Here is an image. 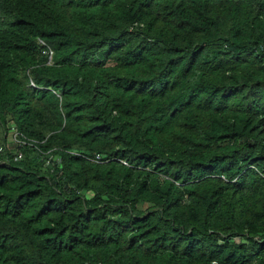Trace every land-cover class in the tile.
Instances as JSON below:
<instances>
[{
  "label": "trees",
  "instance_id": "obj_1",
  "mask_svg": "<svg viewBox=\"0 0 264 264\" xmlns=\"http://www.w3.org/2000/svg\"><path fill=\"white\" fill-rule=\"evenodd\" d=\"M11 124L0 264H264V0H0Z\"/></svg>",
  "mask_w": 264,
  "mask_h": 264
},
{
  "label": "built area",
  "instance_id": "obj_2",
  "mask_svg": "<svg viewBox=\"0 0 264 264\" xmlns=\"http://www.w3.org/2000/svg\"><path fill=\"white\" fill-rule=\"evenodd\" d=\"M52 57V51H50ZM10 134V136H9ZM7 144L0 145V152H4L7 150L8 145L10 147H15L16 149L13 150V153L16 156V159L20 160L23 158V151L22 148L31 144L35 145V141L32 139L27 138L23 133H21L15 124H11L10 130L7 134ZM12 143V144H11ZM95 162H104L103 154H96L95 157L92 158ZM260 242H263L264 239L256 238Z\"/></svg>",
  "mask_w": 264,
  "mask_h": 264
},
{
  "label": "clouds",
  "instance_id": "obj_3",
  "mask_svg": "<svg viewBox=\"0 0 264 264\" xmlns=\"http://www.w3.org/2000/svg\"><path fill=\"white\" fill-rule=\"evenodd\" d=\"M52 54H53V52H52ZM50 55H51V53H50ZM52 57H50V59H51Z\"/></svg>",
  "mask_w": 264,
  "mask_h": 264
},
{
  "label": "rangeland",
  "instance_id": "obj_4",
  "mask_svg": "<svg viewBox=\"0 0 264 264\" xmlns=\"http://www.w3.org/2000/svg\"><path fill=\"white\" fill-rule=\"evenodd\" d=\"M9 136H10V134H9ZM12 144V143H11Z\"/></svg>",
  "mask_w": 264,
  "mask_h": 264
}]
</instances>
